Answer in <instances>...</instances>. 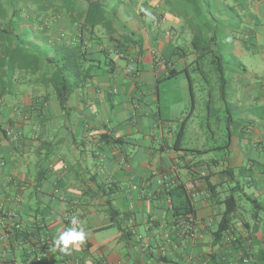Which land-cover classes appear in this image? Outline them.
I'll list each match as a JSON object with an SVG mask.
<instances>
[{"label":"crops","instance_id":"crops-1","mask_svg":"<svg viewBox=\"0 0 264 264\" xmlns=\"http://www.w3.org/2000/svg\"><path fill=\"white\" fill-rule=\"evenodd\" d=\"M16 1L24 0H0V49L26 46L41 60L52 48L37 35L38 22L49 18L51 33L56 20L68 23L71 11L85 9L84 0H25L27 7L15 12L10 2ZM32 1L35 7L28 8ZM183 1L111 0L107 12L108 17L118 12L117 34L101 28L98 33L112 53V71L97 70L64 109L42 84L44 72L17 71L11 84L8 74L0 75L6 82L0 86V236L7 233L0 264H28L41 253L47 256L44 264H264V76L246 68L238 84L226 76L230 131L224 145L211 149L184 145L190 119L177 148L180 128L145 109L159 103L161 92L154 90L171 79V68L189 66L190 57H178L174 43L198 32L182 19L192 8L200 15L201 7L200 0H189L190 8ZM209 2L213 13L224 4L230 8L237 16L236 33H243L249 46L264 48V0ZM43 3L49 4L47 11H41ZM29 17L38 21L29 23ZM126 35L141 39L143 51L139 44L127 46ZM119 51L126 53L117 60ZM120 60L134 72L117 73ZM45 97L48 101L37 105ZM231 196L237 208L227 216L230 229L218 238L224 201ZM110 206L119 213L114 223ZM187 207L190 214L184 213ZM72 217L86 238L61 252L54 241L73 227ZM9 224L20 232L6 231ZM19 233L22 240L16 239ZM44 236L50 238L47 249L40 246Z\"/></svg>","mask_w":264,"mask_h":264},{"label":"trees","instance_id":"trees-1","mask_svg":"<svg viewBox=\"0 0 264 264\" xmlns=\"http://www.w3.org/2000/svg\"><path fill=\"white\" fill-rule=\"evenodd\" d=\"M111 0H84L85 9L81 14L71 11L68 23H61L58 19L54 22L56 27L48 32L49 29V18H43L39 23L42 27L37 35L45 39L47 43L50 42L52 52L47 56H42V60L32 49L26 46L22 47L20 45L14 48L0 49V75L8 74L9 84L12 83V78L17 71H31L33 73L44 72V76L41 79L42 84L51 88L59 106L64 109L69 99L81 89H84L89 85L95 76V72L102 68L103 65L108 66L110 71H112V66L114 62L111 58L112 53L104 48V39L98 33L101 28L108 32L109 36L117 34L118 23V12L114 11L111 16L108 17V7L110 6ZM23 2H10V7H13L15 12L20 10L21 4ZM34 1L28 3V8L35 7ZM27 7V6H26ZM24 8V7H23ZM58 12L63 8L61 5L56 7ZM0 5V10H3ZM49 9V4L43 3L41 6V11H47ZM29 23L38 21V18L29 17ZM11 19H17L16 16ZM46 19V20H45ZM47 21V22H46ZM194 39L192 41L193 49L197 54L194 62H192L187 69L182 71H177L175 69L169 70L168 78L176 77L181 73H186L190 82V90L193 94L191 77L189 75V68L194 64L199 65L200 59L212 56L214 60L211 63H216L217 72L220 81V92L221 100L226 107L228 112V104L226 102V76L225 67L223 64L222 57L217 54L216 47L218 45L217 37L215 34L204 37L202 32L198 34L195 33ZM19 39V35H15ZM131 36L126 35L125 44L130 45L136 44L140 45L143 51V44L141 39L132 40ZM117 49V48H116ZM176 55L180 58L188 56L181 48L177 47ZM119 50V49H118ZM125 51H119V55H124ZM7 56L9 59L4 58ZM46 72V73H45ZM6 82L0 80V86H5ZM48 97H45L43 101H37V105L43 106ZM192 112L184 119L179 132L177 133L176 146L181 148L184 139V130L188 120L191 118ZM228 121L231 122L230 116H228ZM230 131V129H229ZM7 133V132H6ZM206 151H200L198 153H203ZM224 204L227 206V212L223 217L219 229L218 238L226 233L230 229V219L227 217L230 213L234 212L237 208V200L235 197H228ZM186 209V210H185ZM185 214H190L191 210L189 207L185 208ZM109 216L111 222L114 223L119 215L118 211L110 206ZM21 233L16 235V239L22 240ZM30 239V235L24 236V239ZM26 241V240H25ZM28 241V240H27ZM48 244L41 246L42 249H47ZM262 261L264 258H261ZM214 261V259H213Z\"/></svg>","mask_w":264,"mask_h":264},{"label":"rangeland","instance_id":"rangeland-1","mask_svg":"<svg viewBox=\"0 0 264 264\" xmlns=\"http://www.w3.org/2000/svg\"><path fill=\"white\" fill-rule=\"evenodd\" d=\"M65 1L67 0H59L60 3H64ZM183 2L186 6L188 4L190 7L193 5L189 0ZM229 2L233 6L232 0H229ZM25 3L26 1L24 0L21 4L22 8L26 6ZM199 4L201 7L200 15L192 8L193 14L182 20L184 25L186 22L187 24L195 25L198 34L202 32L204 37L216 35L218 42L216 52L223 58L225 76H234V82L238 84V75H244V68H246L250 73L263 77L264 48L262 45L254 48L249 46L243 39V33H236L237 29L234 27L237 26V16L233 11L224 4V6H221L223 9L220 7L218 11L213 13L210 11L209 0H200ZM190 7L188 6V8ZM174 10L176 11V8ZM237 11L239 12L240 10L238 9ZM188 13L190 14L192 11ZM187 24L186 26H189ZM195 35L191 32L185 33L184 37L187 42L184 39L174 43L175 48H181L187 53V58L190 57L188 62H186L189 65L198 58L192 45ZM237 47L241 49L242 54H238L241 51L237 52ZM191 53H193V56ZM213 60L212 56L202 58L199 65L194 64L190 68L189 75L192 79L193 94L190 90V82L187 75L182 73L174 78L160 81L159 86L154 90L155 94L158 93L157 88L161 92L159 103L152 102L149 103L148 108L144 107L146 110L152 109L154 115H156V120L159 121V116L161 115L162 120H170L173 126L180 128L184 119L190 113L194 100L195 110L188 122L186 129L187 137L184 143V145L193 149L204 145L205 148L203 149H211L216 145H224L228 140L227 135L230 127V122L228 121L229 114L221 100L219 75L216 63H211ZM117 65V73L124 77L127 74H132L129 71L126 60H120ZM133 67L136 68V64ZM101 69L102 71H107L110 68L103 65ZM245 78L252 83L250 74H246ZM181 100L184 101V104L179 106ZM231 101L234 102L233 100ZM234 104L236 105V102ZM237 122H241V120L237 119ZM238 127L237 125L232 130L235 135L238 132ZM175 136L177 138V133ZM0 231H2L1 225Z\"/></svg>","mask_w":264,"mask_h":264},{"label":"clouds","instance_id":"clouds-1","mask_svg":"<svg viewBox=\"0 0 264 264\" xmlns=\"http://www.w3.org/2000/svg\"><path fill=\"white\" fill-rule=\"evenodd\" d=\"M71 223L73 227L68 228L65 231H62L55 238V247L58 248L61 252H68L69 246H79L85 241V230L83 227L79 229L76 227L78 220L76 217H72Z\"/></svg>","mask_w":264,"mask_h":264},{"label":"built area","instance_id":"built-area-1","mask_svg":"<svg viewBox=\"0 0 264 264\" xmlns=\"http://www.w3.org/2000/svg\"><path fill=\"white\" fill-rule=\"evenodd\" d=\"M116 58H117V60L120 59V58H121V55L117 54V55H116ZM129 71H130L131 73H133V72H134V69L131 67V68L129 69ZM8 135H9V137H10L11 139H13V140H14V139L16 140V138H17V135H16V134H13L12 132H10ZM3 165H4V163L0 162V168H1ZM13 228H14V230H17L18 232H20V227L14 225V224H12V225L9 224V225H6V226H5V230H6V231L12 230ZM40 229H41V230H45V227H44V226H41ZM6 234H7V233H4L3 235L0 236V242H3V241L5 240V238H6ZM49 243H50V238H49V237L44 236V237H42L41 240H40V246H42V245H44V244H49ZM46 260H47V256H46V254H45V253H41L40 255H37V256L34 258V260L28 262V264H44V263L46 262ZM247 262H248L247 260L244 261V263H247ZM61 264H76V263H75L74 261H71V260L68 261V260H67V261H65V262H62Z\"/></svg>","mask_w":264,"mask_h":264}]
</instances>
